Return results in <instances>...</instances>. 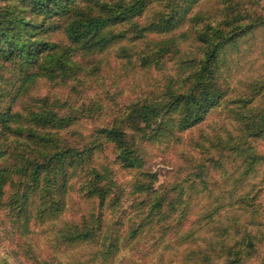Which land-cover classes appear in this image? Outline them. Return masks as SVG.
Instances as JSON below:
<instances>
[{"label": "rangeland", "instance_id": "1", "mask_svg": "<svg viewBox=\"0 0 264 264\" xmlns=\"http://www.w3.org/2000/svg\"><path fill=\"white\" fill-rule=\"evenodd\" d=\"M97 1L70 3L88 16L105 11L104 5L110 19L120 18L107 22L110 40L97 52L70 45L64 33L67 19L61 15L46 19L26 10L40 24L33 38L50 46L33 63L0 54V170L5 171L0 264H198L197 248L236 239L229 227L247 217L239 200L254 197L264 207V188L258 185L264 183V161L243 175L240 159L222 149L228 133L234 137L239 132L230 110L241 104L235 101L244 84L264 85V24H254L258 17L264 19V0ZM233 9L240 13L239 22L232 35L226 29L223 41L231 42L218 49L211 80L219 95L202 122L173 128L168 137L153 132L157 124H127L122 115L133 108L152 101L166 106L172 100L179 91L181 60L205 56L202 41H216L207 24H219ZM175 14L180 18L171 28H155L159 18ZM161 40L168 43L157 45ZM66 48L73 62L64 67ZM52 53L62 61H51L47 55ZM190 84L184 80L180 86ZM200 90L195 88L190 98ZM167 114L163 111L162 117L173 126L180 112ZM121 117L128 144L135 145L134 166L121 163L118 150L100 134ZM161 118L159 114L156 122ZM247 140L255 152L264 153V133ZM62 165L68 166L67 177ZM37 168L42 178L31 181ZM150 191L152 196L159 192L165 217L148 213ZM172 201L181 203L170 209ZM210 212L213 217L206 220ZM74 227L82 235L71 240L67 235ZM248 228L256 231L264 225ZM245 258V264H261L264 247L258 244L238 255L242 264ZM215 264L225 263L218 259Z\"/></svg>", "mask_w": 264, "mask_h": 264}, {"label": "trees", "instance_id": "2", "mask_svg": "<svg viewBox=\"0 0 264 264\" xmlns=\"http://www.w3.org/2000/svg\"><path fill=\"white\" fill-rule=\"evenodd\" d=\"M84 3H93L97 0H80ZM103 1V0H99ZM193 2L194 0H190ZM72 0H2L0 4V54L19 58L24 63H33L37 61L43 50L48 48L50 44L46 41L33 38V29H36L40 24H36L33 18L27 17L24 13L28 10L32 14H44L45 18H50L54 15H61L67 19L65 24L64 33L73 47L85 51L86 53H94L99 49L107 46L110 37L109 30L105 29L109 24L107 22H115L120 18L117 16L114 19H110L108 13L110 9H101L105 11H99L96 15H84L83 8L80 7H70ZM98 2V1H97ZM3 4V5H2ZM240 13H235L234 9L230 12V15H225L223 20L217 25L207 24V29L210 34L215 37V42L211 44L208 40L202 41L205 45L206 54L205 56L198 58L185 57L181 60V70L179 75V91L172 97V100L164 106L162 101H152L150 104H141L137 106L136 109H132L128 115L125 113L122 115L126 118L127 124L133 120V124L139 125L140 122H144L145 126L152 128L153 125L157 124L156 128H153V132L156 135H161L167 133L165 136H169L172 133L173 128H192L197 126L202 122L203 115L208 114L212 106L215 105V97L219 95V91L212 87V81L215 77V72L218 64V57L216 56L217 51L220 47H225L227 42L231 40L223 41L227 39L225 37L226 29H231V35L233 34V26L238 24ZM180 15L161 17L154 23L155 28L162 31L167 28H171L174 22L179 20ZM259 17L255 21L257 25H263L264 19ZM226 24L227 27H222ZM160 26V27H159ZM164 32V31H163ZM168 43L166 40H161L157 45ZM64 67L69 66L72 63L71 55L68 53L69 48H66ZM53 54V55H52ZM48 54L47 57L51 58V61L57 60L62 61L61 58L52 53ZM156 54V52L152 53ZM54 59V60H52ZM185 68V69H184ZM28 78L33 77V73L27 75ZM26 77V78H27ZM184 80H190L191 84L189 87H181L180 84ZM244 93H242L235 103L241 102L235 109H231L236 122L238 123L237 130L239 131L237 135L233 137L231 133H228V141H223L218 139V145L223 141L222 149L228 148L229 151L233 152L234 156L240 159V163L243 166L242 174H250L257 168L256 165L262 164L264 161V153H257L254 151L251 143L247 140L249 137L259 136L264 133V107L261 104L264 103V85L259 83L257 85L255 82L244 84ZM195 88H201L200 93L196 97H191ZM261 94V95H258ZM259 99L257 104L253 106H248V103ZM191 100V101H190ZM190 101V102H189ZM183 107V110H181ZM164 109V110H163ZM172 114V112H180V117L171 121L173 123L168 127L167 118L162 117V112ZM161 112V113H160ZM135 114L134 119L132 114ZM160 114L158 123L156 122L157 117ZM167 114V115H168ZM35 115V114H34ZM33 115V117H34ZM126 115V116H125ZM120 119L117 123L108 125L104 127L100 134L103 139H106L110 145L114 146L118 150L117 158L121 163H125V166H134L135 163H131V157L134 153L135 145L131 146L128 144L127 133L122 130V123L124 118ZM155 118V119H153ZM10 120L9 118L6 119ZM170 123V120H169ZM188 128V129H189ZM32 134V133H31ZM143 137L147 135L143 131ZM33 135H30V138ZM154 136V135H153ZM33 141V140H31ZM221 146V145H220ZM0 151V155H1ZM72 152L67 153V155L72 156ZM59 157V160H61ZM76 162V161H75ZM61 165V164H59ZM63 166V165H62ZM65 171L63 172L64 177H67L68 166H63ZM42 171L37 168L31 173V181L33 178L37 180L42 178ZM264 179V177H263ZM66 183V178H65ZM200 182V181H199ZM198 182V183H199ZM205 182V180H203ZM5 183V171L0 170V196L2 194V187ZM65 183H61L60 189H64ZM197 183V184H198ZM33 184V182H32ZM264 188V183L260 182ZM257 187V185H252V187ZM100 188V185L97 186ZM96 188V189H97ZM259 187L257 190H259ZM102 192V189H98ZM103 193V192H102ZM154 192L150 191V204L148 205V213L151 216H161L165 217L163 213V199H158L159 192L157 191V196H152ZM155 194V193H154ZM27 195V192L23 196ZM102 194L100 195V197ZM245 196V195H244ZM164 197V196H163ZM264 198V196H262ZM174 201V200H173ZM171 202L170 209L177 208L174 202ZM239 206L244 209L247 217L239 220H233L230 229L233 231L234 238L233 242L230 243L229 240L221 239L219 241H214L208 243L206 247L197 248L195 254V262L198 264H215L218 259H223L225 264H242V260L238 259V255L245 251L253 250L258 244L264 247V228L257 229L256 231H251L248 226L252 224L264 225V215L260 211H264V207L260 203H257L254 197L245 196L244 200L238 201ZM262 207V208H261ZM179 209V208H178ZM166 213V212H165ZM186 211L181 214H185ZM154 214V215H153ZM179 213L177 216L180 220L183 217ZM149 215V216H150ZM163 215V216H162ZM263 216V219H260ZM213 217V212L206 215V220H211ZM263 220V221H261ZM134 221H132L133 223ZM144 225V223H142ZM88 229V228H87ZM76 228H73L72 232H69L67 237L71 240L74 238L79 239L82 234L81 230L78 229V234H76ZM223 232L230 234L227 231L228 228L222 229ZM83 231V230H82ZM89 233L87 230L84 233L86 237ZM77 235V236H76ZM116 245L113 244V247ZM118 250V248H117ZM248 258H245L243 264H245ZM261 264H264L262 261Z\"/></svg>", "mask_w": 264, "mask_h": 264}]
</instances>
